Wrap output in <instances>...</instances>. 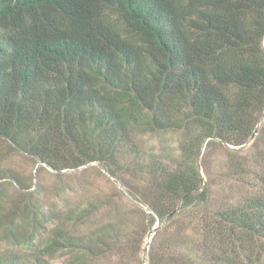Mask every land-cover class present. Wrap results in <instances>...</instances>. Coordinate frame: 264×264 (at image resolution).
Wrapping results in <instances>:
<instances>
[{"label": "trees", "instance_id": "trees-1", "mask_svg": "<svg viewBox=\"0 0 264 264\" xmlns=\"http://www.w3.org/2000/svg\"><path fill=\"white\" fill-rule=\"evenodd\" d=\"M263 39L264 0H0V137L55 170L98 161L115 175L140 156V135L182 132L185 166L150 158L138 167L146 181H123L149 206L150 225L164 224L147 264H264V193L214 204L194 164L206 139L238 146L256 130ZM1 179L29 187L12 170L0 168ZM188 209L199 213L189 228ZM98 210L0 201L7 237L41 236L34 261L0 254V264H46L42 254L59 252L89 264L117 248L115 264L126 251L138 261L146 230L89 223Z\"/></svg>", "mask_w": 264, "mask_h": 264}, {"label": "rangeland", "instance_id": "rangeland-1", "mask_svg": "<svg viewBox=\"0 0 264 264\" xmlns=\"http://www.w3.org/2000/svg\"><path fill=\"white\" fill-rule=\"evenodd\" d=\"M215 141L217 143L208 146L209 139H206L201 153L194 157V164L198 167L203 179L202 189L209 184L213 191V203L218 204L217 201L225 195L227 198L244 193L245 189L264 193V111L256 130L244 144L236 146L218 138ZM138 142L137 149L140 156L131 155L130 159L126 158L127 170H118L113 175L98 161L78 169H52L31 154L15 148L7 139L0 137V168L15 171L21 181H24L27 187L29 186L22 189L17 183L8 182L14 180L1 179L0 184L3 185L0 189L5 194L0 195V201L6 209L12 207L13 201L22 204L25 200L31 201V199L43 205L44 209L52 210L96 204L99 210L92 214V220L89 223L94 221L92 224H96L117 218L122 233L133 232V228L146 230L141 251L137 254L138 261L135 262L132 254L126 251L128 254L125 264H147L148 249L155 235L154 227L164 224L156 220L155 225H150L149 216H147L150 212L149 206L140 202L130 189L125 187L123 181H146L145 176L139 175L138 167L144 165L150 158H163L164 162L173 168L176 164L185 166L188 161L181 148L182 132H149L140 135ZM235 169L239 170L235 172ZM147 181H150L149 178ZM185 214L182 218L185 222L183 225L189 228L191 225L189 222L195 217L198 218L199 213L188 209ZM68 227L71 230H85L87 225H81V227L69 225ZM188 233L189 230H187ZM45 235L42 234L41 240ZM39 238L32 244H18L15 239L7 237L4 230L0 228V254H16L17 256L24 254L26 259L34 261L35 256H32V253L41 246ZM119 252L118 248L111 249L102 257L93 259L89 264H115ZM42 257L46 264H70L68 253L42 254Z\"/></svg>", "mask_w": 264, "mask_h": 264}, {"label": "water", "instance_id": "water-1", "mask_svg": "<svg viewBox=\"0 0 264 264\" xmlns=\"http://www.w3.org/2000/svg\"><path fill=\"white\" fill-rule=\"evenodd\" d=\"M158 227H159V225L155 226V227H154V231H153V232H156V231H157V229H158Z\"/></svg>", "mask_w": 264, "mask_h": 264}, {"label": "clouds", "instance_id": "clouds-1", "mask_svg": "<svg viewBox=\"0 0 264 264\" xmlns=\"http://www.w3.org/2000/svg\"><path fill=\"white\" fill-rule=\"evenodd\" d=\"M156 233V232H155Z\"/></svg>", "mask_w": 264, "mask_h": 264}]
</instances>
